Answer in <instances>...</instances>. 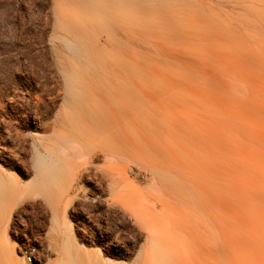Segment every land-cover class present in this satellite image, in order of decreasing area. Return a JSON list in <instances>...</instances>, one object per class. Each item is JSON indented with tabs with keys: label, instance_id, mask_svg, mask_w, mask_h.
Returning a JSON list of instances; mask_svg holds the SVG:
<instances>
[{
	"label": "bare ground",
	"instance_id": "obj_1",
	"mask_svg": "<svg viewBox=\"0 0 264 264\" xmlns=\"http://www.w3.org/2000/svg\"><path fill=\"white\" fill-rule=\"evenodd\" d=\"M54 4L66 32L58 38L76 56L89 18L93 28L108 19L124 37L158 35L140 40L153 47H120L99 62L92 53L87 66L73 63L69 73L62 67L66 99L53 144L35 153L37 183L23 186L16 173L0 169V264H43L31 239L37 230L26 224L10 236L8 207L40 195L57 220L93 163L111 199L145 233L140 264H233L235 250L242 258L256 251L257 264L264 246L254 240L251 216L264 221V0H104L88 14L76 0ZM41 101H34L35 120L44 124ZM65 144L75 159L88 158L64 164ZM251 148L256 161L243 155ZM63 221V254L49 264H79L83 254L87 264L108 263L89 259Z\"/></svg>",
	"mask_w": 264,
	"mask_h": 264
},
{
	"label": "rangeland",
	"instance_id": "obj_2",
	"mask_svg": "<svg viewBox=\"0 0 264 264\" xmlns=\"http://www.w3.org/2000/svg\"><path fill=\"white\" fill-rule=\"evenodd\" d=\"M76 1L85 6L87 14L94 12L95 4L104 2V0ZM54 2L55 0H0V169L16 173L23 186L37 183L35 153L45 152L43 146L53 144L55 139L54 121L66 99L65 76L70 72V66L73 63L82 67L87 66L92 53L94 62H99L112 53L118 54L117 48L120 47L133 53L136 52V44L153 47V41L143 44L140 40L154 39L158 35L157 32L138 31L124 37L113 27L108 26V19L105 27L94 24L93 28L94 19L89 18L91 27L82 29V32L87 30L89 32L82 33L80 43H77L80 52L78 57L62 38H58V35L66 32L60 27L59 19L55 15ZM93 30L94 40L91 38ZM85 40H90V44L85 43ZM63 66L67 68L66 73L62 72ZM39 97L43 98L40 110L47 112L44 113V124L36 123L35 120L37 113L34 101ZM63 131L68 133L67 129ZM63 147L62 151L65 153L61 155L64 164H71L75 159L71 145L65 144L64 149ZM82 148L79 145V152ZM3 150L6 152L1 153ZM243 155L251 161H256L254 148L247 149ZM78 157L75 160L81 162L88 158L87 155L80 153ZM96 164L102 163L98 161ZM62 170L65 174L64 167ZM80 182L78 199L69 204L66 210L64 203L57 212V220L53 217L48 201L40 195L22 197L17 204L8 207L13 210L14 229L10 231V236L15 237V230L25 229L26 224L29 225L28 228L32 226L37 233L31 239L35 247L43 253V264L53 263L63 254L67 238L63 218L66 217L73 238L81 249L90 253L89 259L92 258L96 262V257L100 255L108 261L97 264L143 262L139 252L146 244L145 233L129 215L130 213L126 212L127 209H124L126 207L121 203H114L111 199V189L101 172L94 168V163L84 173ZM53 189H56V186H52ZM9 202L4 198L2 208L5 209ZM251 219L254 222L252 232L254 240L264 246V221L261 216L256 215L251 216ZM4 223L0 221V226ZM52 240H55L58 251L51 245ZM233 254V264H240L239 260L242 257L239 252L235 250ZM84 255L79 264H87ZM242 259L249 264H256V251L250 252ZM257 264H264V257L258 259Z\"/></svg>",
	"mask_w": 264,
	"mask_h": 264
}]
</instances>
